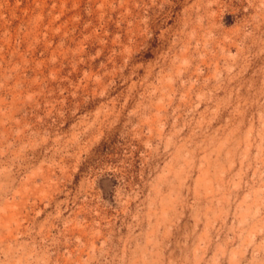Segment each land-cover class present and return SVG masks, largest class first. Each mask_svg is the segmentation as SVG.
Returning a JSON list of instances; mask_svg holds the SVG:
<instances>
[{
    "label": "rangeland",
    "instance_id": "obj_1",
    "mask_svg": "<svg viewBox=\"0 0 264 264\" xmlns=\"http://www.w3.org/2000/svg\"><path fill=\"white\" fill-rule=\"evenodd\" d=\"M0 264H264V0H0Z\"/></svg>",
    "mask_w": 264,
    "mask_h": 264
}]
</instances>
